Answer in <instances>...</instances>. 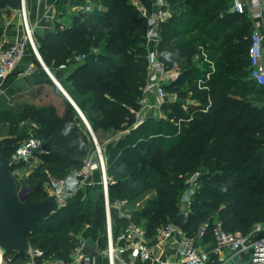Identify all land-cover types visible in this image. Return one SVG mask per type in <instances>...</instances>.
<instances>
[{
    "label": "trees",
    "instance_id": "trees-1",
    "mask_svg": "<svg viewBox=\"0 0 264 264\" xmlns=\"http://www.w3.org/2000/svg\"><path fill=\"white\" fill-rule=\"evenodd\" d=\"M94 1L96 7L80 10L70 27L49 33L39 51L53 72L62 65L72 68L62 84L101 144L104 138L124 131L113 142L108 159L110 201H135L151 191L157 193L149 205L132 211L130 217H116L114 236L132 219L143 223L148 235L154 236L159 226L179 212L180 196L188 186L185 175L190 172L199 176L188 205L184 228L188 235L196 236L203 223L210 225L215 220H221L226 230L244 234L257 223L264 225V101L254 98L264 93V87L256 89L249 79L253 25L248 16L232 12L231 0H183V8L177 6L173 17L164 22L159 45L160 58L169 67H180V76L166 86L176 99L168 96L165 100L169 117L154 120L146 116L134 126L133 110L140 107L147 80L148 53V23L136 2L152 10L154 0ZM20 5L21 0H0V9ZM201 46L215 70L204 60ZM193 49H199L197 63L191 61ZM79 55L85 57L78 60ZM57 93L64 98L62 114L50 105L20 114L0 113L10 125L0 138L6 155H13L31 133L48 149L29 175L30 189L25 196L29 203L47 198L50 192L45 184L50 177L63 178L81 168L95 146L76 107L59 89ZM190 95L199 104L187 111L184 105ZM24 122L29 129L23 136L20 125ZM19 166L14 163L13 170ZM85 225L92 227L96 237L107 232L102 189L91 190L83 199L68 202L36 222L28 239L32 248L44 251L43 257L69 260ZM13 253L16 264L27 258ZM213 260L220 264L219 254L213 253L209 264Z\"/></svg>",
    "mask_w": 264,
    "mask_h": 264
},
{
    "label": "built area",
    "instance_id": "built-area-1",
    "mask_svg": "<svg viewBox=\"0 0 264 264\" xmlns=\"http://www.w3.org/2000/svg\"><path fill=\"white\" fill-rule=\"evenodd\" d=\"M136 5L140 13L146 17L148 28L146 33L147 53V80L142 89L139 99L140 107L135 112L134 126L141 124L148 114L161 110L164 106L169 92L167 84L175 81L181 74L179 68L169 67L159 55V45L162 41V27L164 22L173 17V11L169 0H154L153 9L148 10L139 2ZM230 10L237 14L248 16L252 23L251 45L249 48L250 74L249 79L258 87H264V0H231ZM19 11L23 18V38L15 40L11 45L6 46L0 41V79L4 81L16 68L17 64L25 56L28 47L32 49L38 61L47 70V65L39 51V43L35 36L26 8V0H22ZM47 17V15H46ZM204 60L209 62L212 70L215 64L210 59L204 46L200 47ZM97 51V49H95ZM84 55H79L78 60ZM61 67H65L62 65ZM33 67L28 68L31 73ZM212 71L207 72L209 78ZM49 74V73H48ZM203 78L199 84L202 85ZM1 85V84H0ZM175 94V93H174ZM145 115V117H144ZM131 127L127 130L129 131ZM124 131L120 132V135ZM94 148L84 158L81 168L70 171L65 177H50L48 189L50 194H57L61 204H66L69 194L67 185L69 182L77 181L80 186L96 188L100 186L104 192L107 214V262L99 263L96 256L89 251V243L86 238L79 236L71 250L69 260L60 257H43L44 251L30 248L27 258L20 264H131L125 254L140 260H150L151 264H209L213 253L220 254L228 249L233 256L247 255L243 264H264V225L257 223L251 232L244 234L241 231H229L223 226L221 220H215L212 224L203 223L196 236H190L182 228L176 227L171 221L158 227L154 236H149L147 228L143 223L131 220L116 236L113 234V210L119 209L127 211V207L132 201L128 199H117L113 202L109 197V184L112 177L108 173V160L104 155V148L93 135ZM119 138V136H118ZM45 142L32 133L20 141L14 156V163L22 165L31 162L34 158L47 153ZM100 172V180L96 181L93 172ZM125 209V210H124ZM131 216V212L127 213ZM211 232L213 244L206 246L197 242ZM180 235L179 246L175 260L166 261L161 256V246L163 243ZM13 251H6L0 247V264H16Z\"/></svg>",
    "mask_w": 264,
    "mask_h": 264
},
{
    "label": "crops",
    "instance_id": "crops-1",
    "mask_svg": "<svg viewBox=\"0 0 264 264\" xmlns=\"http://www.w3.org/2000/svg\"><path fill=\"white\" fill-rule=\"evenodd\" d=\"M96 5L97 4L94 0H26L28 19L33 26L35 36L39 44L49 33L57 30L58 27H70L73 24L75 14H77L80 10L92 11ZM99 8L104 9L105 7L100 5ZM23 32V18L19 8L16 9L9 6L2 7L0 9V41H2L6 46H9L15 40L23 38ZM197 60H199V55ZM30 66L33 67V71L31 73L28 72V68ZM174 67L180 69L177 64ZM71 72L72 68L66 67L65 76H68ZM47 73L48 72H46L44 67L38 61L32 49L28 47L25 56L17 64L15 70L4 81L0 79V113L10 111L15 114H20L36 106L50 105L55 106L57 113L62 114L64 111V98L57 93V89H59L72 104L74 102L81 110L64 85L62 84L63 88L69 94L73 102ZM176 96L177 95L175 94V97ZM198 104V99L190 95L186 99L184 106L185 109L189 111V106H197ZM27 126L29 127V125L23 126L21 128V132L28 129ZM120 132L121 131H118L116 134L103 139L104 141L102 144L107 143V154L104 153L107 160L109 159L113 142L118 138V136H120ZM3 136L1 135L0 138ZM38 162L39 158H34V160H32L33 167ZM93 177L96 181H99L100 172H93ZM75 182L74 189L69 187L71 182L67 185V191L70 193L67 203L83 199L89 191L94 189L87 186H80L77 181ZM98 187L100 186H97L96 188ZM127 213L128 212H123L119 209H114L113 221L116 217L127 215ZM79 236L87 239L89 243V251L91 254L96 256L97 262H107L108 239L105 234L96 237L92 227L85 225L80 231ZM179 241L180 235L176 234L174 237L162 244L160 251L164 260H175ZM197 242L210 246L213 244V237L211 234H207L205 237L198 239ZM234 257L235 256L232 257L229 250L226 249L219 254V263L242 264L246 262V257L244 256H240L239 258ZM125 258L131 264H151L150 260L143 261L132 257L129 253L125 254ZM237 259L241 260L237 261ZM211 264H215V260L211 261Z\"/></svg>",
    "mask_w": 264,
    "mask_h": 264
},
{
    "label": "water",
    "instance_id": "water-1",
    "mask_svg": "<svg viewBox=\"0 0 264 264\" xmlns=\"http://www.w3.org/2000/svg\"><path fill=\"white\" fill-rule=\"evenodd\" d=\"M47 70L51 79L60 86L72 101L62 86L66 68L61 67L53 72L47 66ZM73 104L88 125L91 133L95 135L83 112L74 102ZM14 162V156L6 155L0 140V247L6 251L28 254L31 248L28 235L32 226L58 211L65 204L60 203L57 194H50L40 201L26 202V194H24L22 184L13 170ZM188 213V204L182 203L179 212L172 218L171 222L176 227L184 229L187 224Z\"/></svg>",
    "mask_w": 264,
    "mask_h": 264
},
{
    "label": "rangeland",
    "instance_id": "rangeland-1",
    "mask_svg": "<svg viewBox=\"0 0 264 264\" xmlns=\"http://www.w3.org/2000/svg\"><path fill=\"white\" fill-rule=\"evenodd\" d=\"M182 2L183 0H179L175 3H171L170 4V7L172 9V11H177V6L179 9L183 8V5H182ZM190 3H188V6H189ZM22 6V0H21V5H20V8ZM238 44V42L236 43ZM190 53L192 54L191 56V61L193 63H197V59H198V55H199V49H193L190 51ZM236 67V66H234ZM47 72V71H46ZM48 74V73H47ZM247 81H245L244 79V82H248L249 80L246 79ZM251 83V82H250ZM256 89L259 87H255ZM169 98L170 99H176L175 97V94L174 93H171L169 92ZM260 94H255L254 95V98H258L259 101H264V93H261L259 92ZM48 100V99H47ZM169 111L165 106H163V108L161 110H159L158 112H155V113H150L148 114V119H154V120H157L159 118H162V117H169ZM25 125H28L27 123H22L20 126L21 128ZM28 127V126H27ZM9 128H10V125L8 122H6L4 120V117L0 118V137L1 135H6L9 131ZM29 129V127H28ZM27 130V129H26ZM26 130L24 132H21L20 135H23L24 136V133L26 132ZM102 147L104 148V153L107 154V143L106 144H101ZM34 160V159H32ZM32 160L31 162H26L22 165H20L19 167H16L14 168V172L15 174L18 176L21 184H22V188L24 190V194H28L29 192V175L31 173V171L33 170V163H32ZM35 166V165H34ZM199 176V173L198 172H190V173H186L185 175V180H186V183H188V186H187V189L181 194L180 196V203H187L189 205L190 201H191V198L193 197L194 193H195V190L198 188V185L196 184L195 185V182H196V179L197 177ZM46 188L48 189V183L45 184ZM96 189H102L101 187H98V188H94L92 191H94V193H96ZM49 190V189H48ZM157 197V193L155 191H151L145 195H143L142 197L136 199L135 201H132L131 205H129L126 209L127 211L125 210V212H132L134 210H137V209H142L144 207H146L147 205L150 204V202H152L155 198ZM230 252V251H229ZM231 253V252H230ZM232 255V253H231ZM233 257V255H232ZM240 257V256H239ZM239 257H236V258H239ZM235 258V257H234ZM241 259H237V261H240Z\"/></svg>",
    "mask_w": 264,
    "mask_h": 264
},
{
    "label": "clouds",
    "instance_id": "clouds-1",
    "mask_svg": "<svg viewBox=\"0 0 264 264\" xmlns=\"http://www.w3.org/2000/svg\"><path fill=\"white\" fill-rule=\"evenodd\" d=\"M75 183H76L75 181H72V182L69 184V187L72 188V189H74V188H75Z\"/></svg>",
    "mask_w": 264,
    "mask_h": 264
}]
</instances>
